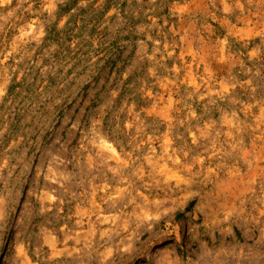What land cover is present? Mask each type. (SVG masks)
Returning <instances> with one entry per match:
<instances>
[{
	"label": "rangeland",
	"instance_id": "obj_1",
	"mask_svg": "<svg viewBox=\"0 0 264 264\" xmlns=\"http://www.w3.org/2000/svg\"><path fill=\"white\" fill-rule=\"evenodd\" d=\"M0 264H264V0H0Z\"/></svg>",
	"mask_w": 264,
	"mask_h": 264
}]
</instances>
